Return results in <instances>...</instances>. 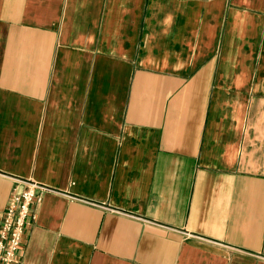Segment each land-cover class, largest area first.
Here are the masks:
<instances>
[{
	"label": "crops",
	"instance_id": "obj_1",
	"mask_svg": "<svg viewBox=\"0 0 264 264\" xmlns=\"http://www.w3.org/2000/svg\"><path fill=\"white\" fill-rule=\"evenodd\" d=\"M15 177L17 264H264V0H0Z\"/></svg>",
	"mask_w": 264,
	"mask_h": 264
},
{
	"label": "built area",
	"instance_id": "obj_2",
	"mask_svg": "<svg viewBox=\"0 0 264 264\" xmlns=\"http://www.w3.org/2000/svg\"><path fill=\"white\" fill-rule=\"evenodd\" d=\"M15 188L0 215V264H17L26 231L37 219V205L48 193L76 196L32 178L15 177ZM192 235V234H191Z\"/></svg>",
	"mask_w": 264,
	"mask_h": 264
}]
</instances>
